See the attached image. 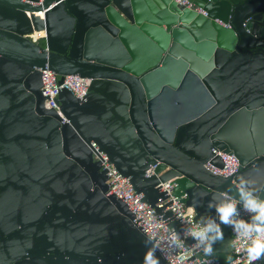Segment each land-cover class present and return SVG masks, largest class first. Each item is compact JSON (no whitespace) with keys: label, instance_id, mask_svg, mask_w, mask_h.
<instances>
[{"label":"water","instance_id":"obj_1","mask_svg":"<svg viewBox=\"0 0 264 264\" xmlns=\"http://www.w3.org/2000/svg\"><path fill=\"white\" fill-rule=\"evenodd\" d=\"M188 2L0 0V264L28 252L21 264H143L153 246L167 264L129 206L109 193L98 152L158 216H172L158 207L168 182L197 222L216 218L210 202L239 203L241 177L264 198V54L224 65L234 47L258 40L262 25L252 23L264 0ZM43 70L59 84L66 76L90 80L86 96L62 89L61 114L49 109ZM216 72L242 80L245 102H233L227 115L216 98L210 108ZM217 153L237 158L240 171L215 175L206 166L224 167ZM5 193L20 200L33 236L4 237L21 219L3 212ZM221 227L223 240L204 258L231 264L232 237Z\"/></svg>","mask_w":264,"mask_h":264},{"label":"built area","instance_id":"obj_2","mask_svg":"<svg viewBox=\"0 0 264 264\" xmlns=\"http://www.w3.org/2000/svg\"><path fill=\"white\" fill-rule=\"evenodd\" d=\"M175 1L181 5H189L188 0ZM42 36L43 34L36 35L34 38L40 39ZM42 82L41 90L46 98V106L49 109L56 110L59 114L61 113L58 97L62 89H67L76 97L83 98L90 86V80L79 76H66L62 84H59V77L50 70L42 71ZM218 154L224 163L223 168L207 164V168L215 175L228 177L240 171L237 158L232 155ZM95 159L101 162L102 169L107 172L110 186L109 193L123 200L129 206L135 216L134 222L154 241L155 246L164 255L167 264H214L212 258H204L206 255L203 253L202 248L196 246V241L191 237L189 231L190 229L202 227L205 222L196 221V214L173 194L174 186L170 182L160 185L161 191L167 193L168 199L160 202L158 207L163 208L164 212H171L172 216H158L155 209L143 201V195H139L134 191L130 181L116 170L104 153L98 152V154H95ZM155 169L156 166L151 167L147 175L149 177L154 175ZM238 210L240 218L245 220L250 218L239 203ZM229 230L234 246V254L236 255V259L231 264H248L246 248L250 241L243 237L238 238L231 227H229ZM190 239L192 242L187 243ZM198 255H202L203 258H198Z\"/></svg>","mask_w":264,"mask_h":264},{"label":"clouds","instance_id":"obj_3","mask_svg":"<svg viewBox=\"0 0 264 264\" xmlns=\"http://www.w3.org/2000/svg\"><path fill=\"white\" fill-rule=\"evenodd\" d=\"M217 155L220 156L218 153ZM238 191L239 204L249 214L250 219L240 218L237 201L225 196L219 203H209V207L215 209L216 218H210L202 227L189 231L196 241V246L202 248L206 256H211L214 251L213 245L224 238L221 225L231 227L238 238L243 237L250 241L246 248L247 262L255 264L264 260V198L257 195L255 189L251 188L243 177L240 178ZM150 243V239H146V246ZM155 252L154 246L149 248L143 264H160Z\"/></svg>","mask_w":264,"mask_h":264},{"label":"flooded vegetation","instance_id":"obj_4","mask_svg":"<svg viewBox=\"0 0 264 264\" xmlns=\"http://www.w3.org/2000/svg\"><path fill=\"white\" fill-rule=\"evenodd\" d=\"M252 20H248L246 23L251 22ZM260 21V22H259ZM259 21H254L252 25L255 26H259L260 24L262 25V27H255L256 29V34L258 37V40L253 41L251 43V47L250 49L241 51L240 49H238L237 47H234V50L232 51V55L227 57V60H225L224 65L231 59H234L235 57H238L241 54H264V12L262 13V17L261 19H259ZM259 24V25H256ZM230 50V49H229ZM231 52V50H230ZM218 59H222L221 55L218 56ZM231 76L227 75L223 72H216L213 73L212 76H210L209 78V85L207 86L208 92L210 94V104L211 107L213 108V103H214V98H216L217 100V104H219L220 106H222V108H224V114L227 115L228 113V107L234 102L237 106H238V102L241 103L243 101V103L245 102V100L242 99V97H238L239 94L244 90V88L242 87V80L240 79L239 81L237 79L235 80H231ZM235 94V95H232ZM242 103V104H243ZM241 104V106H242ZM221 108V109H222ZM240 109V107L236 108V110L238 111ZM228 118V117H227ZM5 203H6V207L4 209V213L6 214H11L12 219L14 221L19 220V223L17 224H13V225H8L5 227L6 233L4 235L5 238H8L11 235H15L19 232L22 233H26L29 234L31 236H33L34 232H33V225L29 224V217L28 218H22L23 215H21L19 213V211L21 210V206H20V200L13 198V194L12 193H5ZM30 260L31 256L30 253H26V257H22L21 255L18 256L16 258V261L12 262L11 264H21L22 262H24V260ZM25 264V263H23Z\"/></svg>","mask_w":264,"mask_h":264},{"label":"trees","instance_id":"obj_5","mask_svg":"<svg viewBox=\"0 0 264 264\" xmlns=\"http://www.w3.org/2000/svg\"><path fill=\"white\" fill-rule=\"evenodd\" d=\"M41 45L44 46V42H42Z\"/></svg>","mask_w":264,"mask_h":264}]
</instances>
